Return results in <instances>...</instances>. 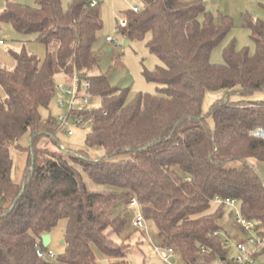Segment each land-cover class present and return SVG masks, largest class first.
<instances>
[{
	"label": "trees",
	"instance_id": "obj_1",
	"mask_svg": "<svg viewBox=\"0 0 264 264\" xmlns=\"http://www.w3.org/2000/svg\"><path fill=\"white\" fill-rule=\"evenodd\" d=\"M90 1L73 0L67 10L60 0H35L34 7L7 2L0 12V23L36 35L46 51L43 60L11 52L14 67L0 65V264H126L128 245L112 236L121 237L129 217L126 209L118 215L111 210L132 197L183 264H233L220 236L225 207H211L215 197L236 199L241 216L264 239L263 181L247 164L226 167L229 160L264 162V139L251 136L264 128V100H227L264 91V23L245 17L255 53L230 44L224 63L216 65L209 56L231 28L228 17L215 23L203 0H137L140 12L126 11L128 25L120 32L128 42L149 36L146 45L160 65L142 74L159 86V95L129 99L127 89L92 73L102 21ZM58 73L86 76L100 107L83 114L93 119L85 145L102 148L104 157L37 147L41 138L53 142L60 129L56 118L40 115L53 99ZM218 92L227 96L204 113L207 93ZM27 132L25 175L15 184L11 150ZM118 155L126 157L111 160ZM83 174L107 190H89ZM61 219L64 252L38 257L37 249L47 253L41 236Z\"/></svg>",
	"mask_w": 264,
	"mask_h": 264
},
{
	"label": "rangeland",
	"instance_id": "obj_2",
	"mask_svg": "<svg viewBox=\"0 0 264 264\" xmlns=\"http://www.w3.org/2000/svg\"><path fill=\"white\" fill-rule=\"evenodd\" d=\"M73 0H60L63 10H67ZM206 3L207 11L212 15L215 23L222 22L223 17H228L231 21V28L223 40L210 53L209 61L212 64L221 65L224 63L223 50L230 44H233L237 51L247 49L253 55L255 53V44L251 38L250 30L244 24L245 17H250L253 20H258L264 23V0H203ZM7 2H12L28 7L35 6V0H0V12L4 9ZM138 4L137 0H99V13L102 21V28L99 31L98 39L93 44V50L98 54V65L93 70V74L106 75L109 84L112 87L127 89L129 91V99L136 94L159 95V86L154 83L147 82L142 74L144 70L152 71L156 66L160 65L158 59L150 53L147 47L149 36L142 39H132L128 45H124L126 38L116 28L114 15H121L126 18L125 12L131 10L132 6ZM111 37L116 43H107L106 38ZM0 40L4 45L0 46V65L6 69L14 67V61L11 52L26 51L31 55H35L38 59L45 58V46L36 40L34 34H20L16 32L8 23H0ZM67 77V80H66ZM69 76L62 73L55 75L56 85L69 83ZM0 95L3 96V91L0 88ZM60 96V93L57 94ZM227 96L224 92L207 93L203 102V112L206 113L217 98ZM63 100L66 97L61 96ZM228 102H236L244 100L247 102H256L264 100V91H253L247 95L230 94L227 96ZM100 103L97 98L92 99L90 109H97ZM67 109H59L55 106V98L52 99L47 109H41L40 115L46 119L49 115L54 118L66 116ZM211 124V121H208ZM264 128H258L257 130ZM71 131L69 136L65 131ZM86 129L81 126L68 123L65 130L59 129L53 138V142L47 141L46 138H41L38 143V148H47L50 151H83L90 159L104 157L105 151L100 147H87L85 145ZM252 136V135H251ZM253 137V136H252ZM264 139V138H262ZM30 143L29 132L25 133L17 142L18 147L11 150L12 170L11 178L15 184H20L23 181L26 162L27 149ZM125 155L111 157V160L125 158ZM249 165L254 169L256 174L264 183V162L255 159H248L247 162L239 160H229L226 162L227 168L241 169L245 165ZM83 179L87 188L94 192H101L107 188L90 180L86 174H83ZM129 200L116 203L111 212L113 215H118L120 211L126 209L129 214V225L125 227L121 237L112 236L114 240L120 242L123 239L128 245L126 249V264H178L179 257L175 254L170 261L166 262L159 256V248L163 245L157 236V231L152 222L145 221L144 230H138L131 227V222L136 216L138 210L135 207H128ZM216 208L212 205L211 211ZM224 215L219 221L221 227L220 236L226 241L229 248L228 258L235 257L236 245L240 242H246L250 238H256L251 231H243L235 224L231 216L234 211L231 208H224ZM66 227V220L61 219L49 233L50 243L47 246V252H51L54 256L61 255L64 252L63 236ZM264 244L260 245L257 250V256L254 258V264H264V252L261 254V249ZM98 259L103 260V256L94 247L93 248ZM252 250V246H248V252ZM212 264H218L214 262Z\"/></svg>",
	"mask_w": 264,
	"mask_h": 264
},
{
	"label": "built area",
	"instance_id": "obj_3",
	"mask_svg": "<svg viewBox=\"0 0 264 264\" xmlns=\"http://www.w3.org/2000/svg\"><path fill=\"white\" fill-rule=\"evenodd\" d=\"M91 7H95L99 5V0H91L89 2ZM131 11L135 14L140 12L139 4L132 6ZM116 28L118 30L125 29L128 25L127 18L121 15H114ZM107 43H116L111 37L106 38ZM4 43L0 40V46H3ZM84 78H79L76 75H72L69 78V83L60 84L55 86V93L53 98H55V106L59 109H67L66 116H59L57 118L59 128L65 130L68 123L71 122L73 125L81 126L84 129H88L92 123V118L85 119L83 114L86 112H90L93 109H90L92 105V96L90 95V84ZM60 93V96L57 94ZM61 96L66 97V100H63ZM260 130L251 133V135L255 138H264L259 134ZM67 135L71 136L72 132L67 130L65 131ZM189 181V179H186ZM213 203L217 206H224L225 208H231L234 211L232 212L233 219L235 224L241 227L243 230L252 231L253 232V222L245 219L241 216L239 212V203L236 199L226 198L222 199L220 197H215ZM128 207L137 208L138 212L134 219L131 222V227L138 230H144L145 228V220L141 212V206L137 202V200L132 197L127 203ZM264 244V239L261 237L250 238L246 242H240L236 245V255L232 258L233 264H254V254L256 253L257 248ZM252 246V250L248 252V246ZM159 256L162 260L168 262L175 255V252L172 247L167 245H162L159 249ZM36 254L38 257H46L47 259H54L55 256L51 252L43 253L40 249H37ZM218 264H225L224 262H219Z\"/></svg>",
	"mask_w": 264,
	"mask_h": 264
},
{
	"label": "water",
	"instance_id": "obj_4",
	"mask_svg": "<svg viewBox=\"0 0 264 264\" xmlns=\"http://www.w3.org/2000/svg\"><path fill=\"white\" fill-rule=\"evenodd\" d=\"M128 43L129 42L127 40H125L123 44L124 45H128ZM262 130H264V129H262ZM125 217L128 218L129 217V214L127 213ZM41 241H42L43 247L46 248L49 245V243H50V236H49V234L42 235L41 236ZM61 243H63V241ZM178 264H183V263L181 261H179Z\"/></svg>",
	"mask_w": 264,
	"mask_h": 264
},
{
	"label": "bare ground",
	"instance_id": "obj_5",
	"mask_svg": "<svg viewBox=\"0 0 264 264\" xmlns=\"http://www.w3.org/2000/svg\"><path fill=\"white\" fill-rule=\"evenodd\" d=\"M260 133H261L262 135H261ZM259 134H260L261 136H264V130L259 131Z\"/></svg>",
	"mask_w": 264,
	"mask_h": 264
},
{
	"label": "crops",
	"instance_id": "obj_6",
	"mask_svg": "<svg viewBox=\"0 0 264 264\" xmlns=\"http://www.w3.org/2000/svg\"><path fill=\"white\" fill-rule=\"evenodd\" d=\"M66 80H67V77H66Z\"/></svg>",
	"mask_w": 264,
	"mask_h": 264
}]
</instances>
